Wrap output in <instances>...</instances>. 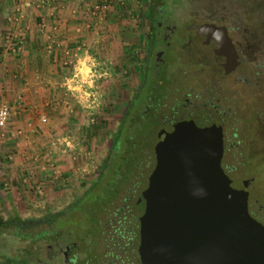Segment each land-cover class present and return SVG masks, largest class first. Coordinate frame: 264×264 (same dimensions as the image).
Masks as SVG:
<instances>
[{"label": "rangeland", "instance_id": "1", "mask_svg": "<svg viewBox=\"0 0 264 264\" xmlns=\"http://www.w3.org/2000/svg\"><path fill=\"white\" fill-rule=\"evenodd\" d=\"M122 1V7H115L116 11L108 9L103 22L89 28L84 27L88 19L92 21L87 5L75 7L76 13L87 19V22H82L83 26L76 24L74 27L78 30L74 29L75 34L85 36L76 39L78 48L74 46L68 57H62L58 52L56 55L49 54L46 49L42 50L43 55L35 56L39 59L38 78L45 77L47 65L52 64L57 69L51 70L52 79L61 83L59 86L41 84L34 92L39 95L35 96L36 102L27 103L28 109H31L32 126L39 128L40 138L48 140L51 145V148L44 149V153L41 150V155L38 154L39 149H32L31 152L43 159L48 158L46 164L49 167L45 172L50 176L41 179L39 172L35 174L38 177L36 181H22L27 175L20 169L32 158H25L28 154L25 151L15 155L16 152L14 154L10 148L7 151L0 148L2 221L7 219L8 215L2 214L7 207L20 209L23 212L20 217L27 218L43 215V212L63 211L56 223L61 228L73 226V231L79 236L90 227L91 221L95 223L100 219L104 224L113 225L132 221L123 218L126 215L124 208L119 210L123 206L122 197L131 194L132 205L143 189L148 173V155L154 145L153 129H149L148 124L145 123L144 128L143 124L137 127L133 137L128 123L129 117L137 115L146 98L147 89H134L137 96L132 97V88L136 83L134 68L138 64L135 65V61L141 57L135 44L136 35L144 28L145 13L151 0ZM18 12H21L18 7H11L7 0H0V62H5L0 66V78L4 77L6 81L0 89V103H7V99L12 101L15 96L13 91L19 93V89L32 88L30 82L33 79L29 71L10 64L13 61L22 62L25 56L20 54L22 43L18 44V41L21 39L19 36L10 39L8 29V17ZM162 12L170 14L173 23L210 19L231 27L234 32H249L245 44L251 48L246 51L245 60L234 74L219 79L217 84L220 103L225 108L228 105L232 108L234 119L231 127L238 141L226 151L223 162L230 170L231 174L226 172L230 179H238L240 183L252 178L248 195L250 199H256L255 205L264 214V143L261 141L264 136L261 134L264 126V0H164ZM77 20V23L82 21ZM17 45L20 50L16 49ZM33 50V54L41 53L39 48ZM32 58L27 56L25 59L37 63ZM8 63L10 65H6ZM177 66L173 75L174 86L193 83L194 68L186 66L182 60L177 61ZM226 89L230 93H226ZM125 110L130 115L127 119L123 117ZM110 151L113 154L109 159ZM42 154H45L44 157ZM105 162L109 164L106 171L102 168ZM116 175L121 176L115 179ZM126 180L130 181L124 183ZM133 180L137 181L134 188L131 186L135 182ZM116 184L119 186L114 199L106 203L105 198L113 195ZM80 200V203L72 205ZM67 206H70L69 209ZM65 208L68 209L67 214H64ZM99 210L100 217H95L92 212ZM94 228L92 225L91 230ZM98 231L95 229L93 235ZM17 240L8 238V248L13 246L14 241H21ZM6 248L0 247V250Z\"/></svg>", "mask_w": 264, "mask_h": 264}, {"label": "flooded vegetation", "instance_id": "2", "mask_svg": "<svg viewBox=\"0 0 264 264\" xmlns=\"http://www.w3.org/2000/svg\"><path fill=\"white\" fill-rule=\"evenodd\" d=\"M163 9L164 0H151L145 13L144 28L136 35L135 44L141 57L135 61L138 65L134 68L136 83L132 88V97L137 96L134 89L147 90L143 106L137 115L129 117L130 132L134 137L137 127L143 124L144 128L145 123L148 124L149 129H153L155 145L157 133L176 122L191 120L197 127L215 123L221 128L223 150L220 166L225 174L230 173L223 162L224 156L238 141L231 127L234 119L232 108L229 105L225 108L220 103L217 84L219 79L234 74L245 60L244 55L251 48L245 44L249 32H234L231 27L210 19L173 23L171 15H164ZM225 56L231 58L232 65L222 72L226 66ZM178 60L194 68L193 83L174 86L173 75L178 68ZM225 92L230 93V90ZM128 116L125 110L123 117L127 119ZM261 134H264V126ZM261 141L264 143V136ZM153 147L149 158L153 157L154 164ZM149 173L145 177L146 182ZM232 180L240 189L241 182ZM249 180L246 185L247 211L264 225V214L255 205L256 199H250L248 195L252 178ZM118 186L114 185L113 189ZM130 195L122 197L123 206L119 210L124 208L126 215L123 218L132 221L116 222V225L104 224L100 219L95 223L91 221L90 227L85 228L81 236L75 234L73 226L68 229L58 226L56 220L63 211L43 212V215L27 218L20 217L19 214L23 213L20 209L7 207V211L2 213L8 215L7 219L2 221L0 218V247H7L0 250V264H141L137 252L138 220H134L136 199L131 205ZM67 208L64 214H67ZM92 225L95 226L93 230ZM95 229L99 231L93 235ZM10 237L21 241H14L13 246L8 248L7 239Z\"/></svg>", "mask_w": 264, "mask_h": 264}, {"label": "water", "instance_id": "3", "mask_svg": "<svg viewBox=\"0 0 264 264\" xmlns=\"http://www.w3.org/2000/svg\"><path fill=\"white\" fill-rule=\"evenodd\" d=\"M225 68L232 65L225 56ZM221 128L176 122L157 133L154 165L135 200L141 264H264V225L220 166Z\"/></svg>", "mask_w": 264, "mask_h": 264}, {"label": "crops", "instance_id": "4", "mask_svg": "<svg viewBox=\"0 0 264 264\" xmlns=\"http://www.w3.org/2000/svg\"><path fill=\"white\" fill-rule=\"evenodd\" d=\"M94 1L97 0H7L8 5L11 7H18L21 11L17 14L13 13L11 14L12 16L8 17V20H10L8 29L10 39H13L15 36H19L21 39L18 41V44L22 43L20 46L21 50L19 45H17L16 49L20 50L21 55H25L22 58V62L15 63V61H13L10 62V64L15 67L17 65L18 68L22 66V70L24 69L25 71H29V76L32 75L33 79V81L30 82V87H32L29 88L30 91H28V88L19 89V93H17V90L16 93L13 91L15 94L13 100H5L8 105L11 103V114L7 125L2 130V135L0 134V148L2 151H7V148H10L14 150V154L16 152L15 155H17V152L22 153L25 151L28 153L25 155V158H32L30 161H26L24 167H21L20 169L21 173L27 175L26 179L23 178L22 181H36V178L38 177H36L35 174L39 172L41 174V179H44V176H50L46 175L45 172L49 167L46 164L48 158L43 159L41 156H36L31 152L32 149H39L38 154L42 151L44 153V149L46 150V148H51V145L50 142H47L48 140L40 138L41 130L32 126L33 122L31 121V109H28L27 103L36 102L35 96L38 94H34V92H37V87H40L41 84H49V86H52V84L54 86H59L61 84L59 81L57 83V79H52L53 72L51 70H57L52 64H49V66L47 65V73L45 74V77L40 79L38 78L37 71L40 69L39 59L35 58V56L43 55V49H46L48 53H52V55H56V52H58L62 54V57L63 55L68 57L70 53L72 54L74 46H77L76 48H78V40L76 39H81L82 37L85 38L83 35L79 36V33L75 34L74 32H78V30L74 27L76 24L81 25L83 21L87 22L85 17L76 13L75 7H83L84 5H87L88 7L89 4ZM116 1L117 0L111 1L109 11H116L119 7V4ZM122 6L123 1L120 7ZM73 13L76 15H73ZM76 18L81 19L82 21L77 23L78 20L75 21ZM88 22L91 21L88 19ZM86 24L87 23H84V27ZM108 27L110 26L108 25ZM74 29L76 31H74ZM31 48H39L38 52L41 53L33 54L32 51L34 50ZM1 55L3 56L2 53ZM27 56L30 58L33 57L32 60L37 61V63L34 64L25 59ZM21 63H23V65ZM4 64V61L0 62V66ZM10 64L8 63L6 65ZM49 71L51 72L49 73ZM4 79V77L0 78V80H2L0 84L1 90L6 83ZM24 84L27 86L28 83L25 82ZM60 142L61 141H59V143ZM42 155V157H44L45 154ZM41 169L43 171H40Z\"/></svg>", "mask_w": 264, "mask_h": 264}, {"label": "built area", "instance_id": "5", "mask_svg": "<svg viewBox=\"0 0 264 264\" xmlns=\"http://www.w3.org/2000/svg\"><path fill=\"white\" fill-rule=\"evenodd\" d=\"M111 1L112 0H97L91 3L90 6L87 7V11L91 16L92 21L88 22L85 25V28L98 26L100 23L103 22L104 17L106 16L105 14L110 7ZM116 2L119 5L122 4V0H117ZM9 117H10L9 105L6 102H1L0 103V134L1 135H2V130L5 128L9 120ZM42 121H44V119H42Z\"/></svg>", "mask_w": 264, "mask_h": 264}, {"label": "trees", "instance_id": "6", "mask_svg": "<svg viewBox=\"0 0 264 264\" xmlns=\"http://www.w3.org/2000/svg\"><path fill=\"white\" fill-rule=\"evenodd\" d=\"M115 143H118V141L117 140H115ZM112 149H114V147L112 148ZM112 149H111V151H112ZM111 151H110V153H109V159H110V156L113 154V153H111ZM128 154V153H127ZM126 154V155H127ZM151 154V153H150ZM148 158H149V155H148ZM108 159V160H109ZM132 162V161H131ZM130 162V163H131ZM135 163V162H134ZM143 164L145 163V162H142ZM148 163V164H147ZM147 167H148V173L150 172V170L152 169V167H153V157L151 156L148 160H147ZM109 164H108V162H105L104 164H103V166H102V168L106 171V168H107V166H108ZM147 173V174H148ZM120 176V175H119ZM115 179H118V177H117V175H116V178ZM118 181V180H117ZM116 182V181H115ZM124 183H126L127 181H123ZM123 182H119L120 184H122ZM136 183H137V181H135L134 183H133V186H132V188H134V186L136 185ZM146 185V179L144 178V181H143V186L142 187H144ZM117 191H118V189L117 188H115V189H113V191H112V193H113V195H111V196H109L108 198H105V200H106V203L107 202H112V199H114V195L117 193ZM91 198H94V196H92ZM96 199H100L101 201L103 200L102 198H99V197H97ZM80 203L81 202V200L80 201H77L76 203H74V204H72V205H75V204H77V203ZM102 203V202H101ZM118 210V209H117ZM99 213H100V210H99V212H97L96 214H95V217L97 216V217H99ZM135 219L134 220H136L137 221V218L136 217H134Z\"/></svg>", "mask_w": 264, "mask_h": 264}]
</instances>
